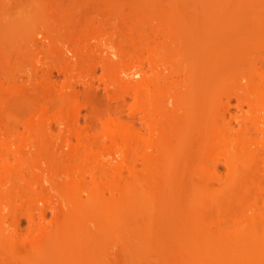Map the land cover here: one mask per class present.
Here are the masks:
<instances>
[{
	"label": "rangeland",
	"instance_id": "1",
	"mask_svg": "<svg viewBox=\"0 0 264 264\" xmlns=\"http://www.w3.org/2000/svg\"><path fill=\"white\" fill-rule=\"evenodd\" d=\"M263 76L264 0H0V264H264Z\"/></svg>",
	"mask_w": 264,
	"mask_h": 264
},
{
	"label": "bare ground",
	"instance_id": "2",
	"mask_svg": "<svg viewBox=\"0 0 264 264\" xmlns=\"http://www.w3.org/2000/svg\"><path fill=\"white\" fill-rule=\"evenodd\" d=\"M144 74H145V73H144L143 69H142V70H135L134 72H131V74L129 73V77H130V76H131V77H132V76L140 77V76H142V75L144 76ZM139 75H140V76H139ZM257 76H260V75L258 74ZM263 77H264V76H263ZM261 79L264 80V78H261ZM132 82H134V81H132ZM260 83H262V82H260ZM260 83H258V86H257L258 88L261 87V86H260ZM127 84H128L129 86L131 85V87H133V86H132L133 84H132L130 81H129ZM135 84H136V81L134 82V86H135ZM256 85H257V84H256ZM256 85H255V87H256ZM262 87H264V84L262 85ZM255 89L258 91L257 88H255ZM260 89H261V88H260ZM260 89H259V90H260ZM262 89H263V91H264V88H262ZM253 90H254V89H253ZM261 91H262V90H261ZM258 92H259V91H258ZM242 93H243V92H242ZM238 94H239V95H238ZM246 94H247V93H246ZM247 95H248V94H247ZM247 95H245V94H240V93H233V94L228 95V97H227V101L224 102V110H223V114H222L223 116L220 117L221 120H220V122H218L219 124L221 123L220 126L223 127V128H221V127L219 126V124L217 123L218 126H217V124L215 125V127H216L215 129L217 130V132H218L219 129H220L222 132L224 131L223 133H224V135L226 136V134H229L230 131H234V125H233V122L231 123V120L234 119V118H236V119H239V118H240V117L238 118L239 115L236 114V113H240L241 111H244V110H243V106H244V105H247V106H249V107H252V103H251L252 101H251L250 99H247ZM263 96H264V93H263ZM233 100H235V102H236V106H235L234 104L231 103ZM263 100H264V98H263ZM233 105H234L233 108L236 107L237 110H240L239 112H236V113H235L236 117H235L234 114H233L234 117H233L232 114H230V113H231V112H230V111H231L230 109H232V106H233ZM224 113L228 114L229 116L231 115V117L229 118V121H228L227 119H226L227 121L225 120V114H224ZM241 113H242V112H241ZM232 117H233V118H232ZM253 118H254V117H253ZM253 118H252V119H253ZM252 119H251V120H252ZM234 120H235V119H234ZM241 120H242V119H241ZM225 121H226V123H227V122H230V123H231V124H230V123H227V124H226V125H229V128H228V126L225 127V123H224ZM232 121H233V120H232ZM235 121H237V120H235ZM222 122H223V123H222ZM245 123H246V121L244 122V127H242L243 123H241V125H239V126H240L239 128H240V129H242V128H246V129H242V131L239 129L238 131H236L237 133L240 134V136H241V134H242V137H241V138H244V139H242V141H243V142H242L243 147H244V148H247V147H245V144H246V146H248L249 144H251V145H249V147H252V144H253V145L256 144V145H262V146H263V145H264L263 142H262V143L259 142V143H260V144H259L258 141H257L256 139L254 140V138L252 137L253 133H252L251 131H250V135H249V133H248V132H249V130H248L249 128H248L247 126L245 127ZM257 123H258V122H255V123L253 122V124H252V123H251V124H252V125L255 124V125H254V126H255L254 128H256L257 130H260V131H261L262 128H260V127H261L260 125H259V128H258V127H257V125H258ZM239 124H240V123H239ZM249 124H250V122H249ZM256 124H257V125H256ZM222 125H223V126H222ZM246 125H247V124H246ZM252 125H251V126H252ZM249 126H250V125H249ZM251 126H250V127H251ZM241 127H242V128H241ZM218 128H219V129H218ZM226 128H228L230 131H229L228 129H226ZM230 128H231L232 130H231ZM251 128H252V127H251ZM245 130H246V132H245ZM250 130H251V129H250ZM239 131H240V132H239ZM263 131H264V129H262V132H260V133H263ZM110 132H111V131H110ZM227 132H228V133H227ZM255 132H256V130H255ZM257 132H258V131H257ZM112 133H117V132H116V130H115V131H113V132L110 133V137H111L112 139H114ZM230 133H231V132H230ZM245 133H246V134L248 133V135H246ZM118 134L121 135V136H124V135H125L124 130H122L121 132H118ZM251 134H252V135H251ZM263 134H264V133H263ZM263 134H262V135H263ZM236 136H238V135H236ZM250 136H251V137H250ZM253 136H254V135H253ZM251 138H252L253 140H251ZM263 138H264V136H263ZM77 139H78V141L80 140L79 136H78ZM263 140H264V139H263ZM252 141H253V142H252ZM255 142H256V143H255ZM247 144H248V145H247ZM256 145H255V146H256ZM256 147H257V146H256ZM257 148H258V147H257ZM7 158H8V154H4V155L1 156V159H0V160H1L2 162H5V161L7 160ZM42 218H43V217H42ZM30 223H31V224L34 223V220H33L32 218H30Z\"/></svg>",
	"mask_w": 264,
	"mask_h": 264
}]
</instances>
